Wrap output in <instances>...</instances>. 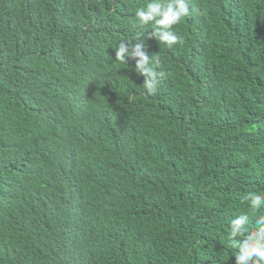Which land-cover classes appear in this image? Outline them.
<instances>
[{"label":"trees","instance_id":"1","mask_svg":"<svg viewBox=\"0 0 264 264\" xmlns=\"http://www.w3.org/2000/svg\"><path fill=\"white\" fill-rule=\"evenodd\" d=\"M150 2L0 0V264H236L264 226V0H188L170 48Z\"/></svg>","mask_w":264,"mask_h":264},{"label":"clouds","instance_id":"2","mask_svg":"<svg viewBox=\"0 0 264 264\" xmlns=\"http://www.w3.org/2000/svg\"><path fill=\"white\" fill-rule=\"evenodd\" d=\"M188 16V0H151L146 7L138 8L135 12L139 26L151 25V38L169 48L183 43L182 38L172 28ZM143 48L142 44L133 45L131 41H122L115 48V58L123 64L128 58L135 59V71L145 78L143 88L146 94L152 95L156 93L164 73L157 71L158 65L153 56L149 58ZM251 200L256 207L264 203V197L258 194L252 195ZM248 220V215L242 214L231 221L228 246L236 250V264H264V226L249 232L246 227Z\"/></svg>","mask_w":264,"mask_h":264}]
</instances>
